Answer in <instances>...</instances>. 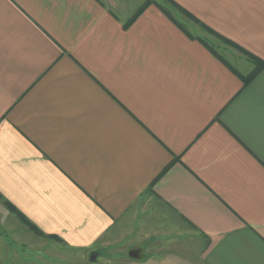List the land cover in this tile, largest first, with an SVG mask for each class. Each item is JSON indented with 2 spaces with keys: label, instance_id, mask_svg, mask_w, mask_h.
I'll return each instance as SVG.
<instances>
[{
  "label": "crops",
  "instance_id": "obj_1",
  "mask_svg": "<svg viewBox=\"0 0 264 264\" xmlns=\"http://www.w3.org/2000/svg\"><path fill=\"white\" fill-rule=\"evenodd\" d=\"M6 203L71 248L264 264V0H0V227L33 234Z\"/></svg>",
  "mask_w": 264,
  "mask_h": 264
},
{
  "label": "rangeland",
  "instance_id": "obj_2",
  "mask_svg": "<svg viewBox=\"0 0 264 264\" xmlns=\"http://www.w3.org/2000/svg\"><path fill=\"white\" fill-rule=\"evenodd\" d=\"M28 230L33 234L29 235L9 225L0 227V236L13 240L12 243L7 240L6 243H0L1 257H11L9 260L1 259L0 264H150L145 259L148 253L144 254V258L135 259L129 256V250L135 249L136 245H129L133 247L128 249L125 241L100 248L98 251H86L68 247L45 234L39 235L29 227ZM12 251L15 255L21 253L19 257L24 259H13Z\"/></svg>",
  "mask_w": 264,
  "mask_h": 264
},
{
  "label": "trees",
  "instance_id": "obj_3",
  "mask_svg": "<svg viewBox=\"0 0 264 264\" xmlns=\"http://www.w3.org/2000/svg\"><path fill=\"white\" fill-rule=\"evenodd\" d=\"M147 2H145L143 5H142V8H144L146 6ZM175 6H177V8L180 10V11H183V9L181 7H179L178 5L175 4ZM142 8L138 9L141 10ZM183 28V27H182ZM253 61L256 63V68L254 70L253 73H251L250 75H248L247 77L244 78V81H248L257 71L258 69L261 67V65L263 64L262 61H260L259 59H253ZM6 205L8 206V208L10 210H15L14 207L8 203H6ZM16 211V210H15ZM16 213L18 214V216L20 217V219L22 220V222L27 225L31 230H33L34 232H36L37 234L39 235H44V233H42L33 223H31L27 218H25L24 216H22L20 213H18L16 211ZM47 237H52V239H56L57 237H55V235H47Z\"/></svg>",
  "mask_w": 264,
  "mask_h": 264
},
{
  "label": "water",
  "instance_id": "obj_4",
  "mask_svg": "<svg viewBox=\"0 0 264 264\" xmlns=\"http://www.w3.org/2000/svg\"><path fill=\"white\" fill-rule=\"evenodd\" d=\"M138 249H131L129 250L128 254L129 256L133 257V258H137L139 256V253H138Z\"/></svg>",
  "mask_w": 264,
  "mask_h": 264
}]
</instances>
